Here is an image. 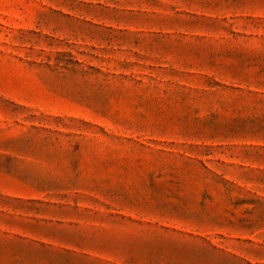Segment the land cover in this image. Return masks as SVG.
I'll use <instances>...</instances> for the list:
<instances>
[{
  "label": "rangeland",
  "instance_id": "1",
  "mask_svg": "<svg viewBox=\"0 0 264 264\" xmlns=\"http://www.w3.org/2000/svg\"><path fill=\"white\" fill-rule=\"evenodd\" d=\"M0 264H264V0H0Z\"/></svg>",
  "mask_w": 264,
  "mask_h": 264
}]
</instances>
